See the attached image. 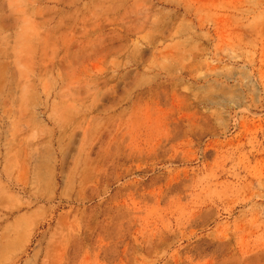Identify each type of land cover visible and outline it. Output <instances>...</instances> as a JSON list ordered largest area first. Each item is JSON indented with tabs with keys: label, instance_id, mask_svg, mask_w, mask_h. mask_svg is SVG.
I'll list each match as a JSON object with an SVG mask.
<instances>
[{
	"label": "rangeland",
	"instance_id": "rangeland-1",
	"mask_svg": "<svg viewBox=\"0 0 264 264\" xmlns=\"http://www.w3.org/2000/svg\"><path fill=\"white\" fill-rule=\"evenodd\" d=\"M0 264H264V0H0Z\"/></svg>",
	"mask_w": 264,
	"mask_h": 264
}]
</instances>
